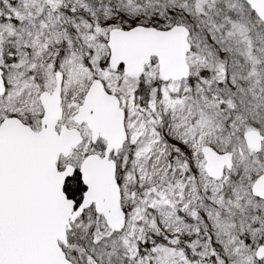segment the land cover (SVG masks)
<instances>
[{
    "label": "snow or ice",
    "instance_id": "6c2138e0",
    "mask_svg": "<svg viewBox=\"0 0 264 264\" xmlns=\"http://www.w3.org/2000/svg\"><path fill=\"white\" fill-rule=\"evenodd\" d=\"M0 264H264V0H0Z\"/></svg>",
    "mask_w": 264,
    "mask_h": 264
}]
</instances>
